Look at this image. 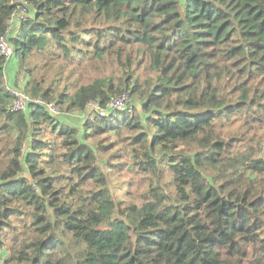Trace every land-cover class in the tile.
Listing matches in <instances>:
<instances>
[{"label": "trees", "instance_id": "trees-1", "mask_svg": "<svg viewBox=\"0 0 264 264\" xmlns=\"http://www.w3.org/2000/svg\"><path fill=\"white\" fill-rule=\"evenodd\" d=\"M4 36L57 115L0 56V264H264V0H0Z\"/></svg>", "mask_w": 264, "mask_h": 264}, {"label": "built area", "instance_id": "built-area-1", "mask_svg": "<svg viewBox=\"0 0 264 264\" xmlns=\"http://www.w3.org/2000/svg\"><path fill=\"white\" fill-rule=\"evenodd\" d=\"M27 8L23 7L21 10H19L17 13H15L10 21V26L14 25V27H19V24L22 20L25 19L27 16ZM13 29V28H12ZM0 56H2L6 60V64L12 59H14V52L11 49L7 38L1 37L0 38ZM7 91L10 93V95L13 97V106L12 109L13 111H25L30 103H34L37 105H42L45 107V109L53 114L57 115V112L54 108L53 105L51 104H43L40 100L37 101H32L29 99V97L24 93L23 90H20L18 88H14L13 85H8L7 86ZM127 101H128V96L126 94H123L121 97L117 99H112L111 102L109 103L108 107L113 108V109H125L127 107ZM92 111H99L101 114L103 113L102 110H99L98 105L95 103H90L88 105V110L86 113V117L88 119H92Z\"/></svg>", "mask_w": 264, "mask_h": 264}, {"label": "crops", "instance_id": "crops-1", "mask_svg": "<svg viewBox=\"0 0 264 264\" xmlns=\"http://www.w3.org/2000/svg\"><path fill=\"white\" fill-rule=\"evenodd\" d=\"M13 27H14V25L12 26V28ZM14 29H16V28H14ZM12 61H13V59L8 62V64L6 65V67L4 69L5 80L7 82V86L11 85V84L13 85L17 81L16 80L17 77H16V75L13 72V69L15 68L16 65H14V63H12ZM21 80H23V79H21ZM17 83L18 84H20V83L23 84V81H19Z\"/></svg>", "mask_w": 264, "mask_h": 264}, {"label": "rangeland", "instance_id": "rangeland-1", "mask_svg": "<svg viewBox=\"0 0 264 264\" xmlns=\"http://www.w3.org/2000/svg\"><path fill=\"white\" fill-rule=\"evenodd\" d=\"M14 28H17V27H13V29ZM10 30L12 31V28H10ZM13 32V31H12ZM15 59V58H14ZM13 59V61H12V63H14V65H16L15 66V68L13 69V72H14V74H15V71H16V68H17V60L15 59L14 60ZM21 79H23L22 77H20V78H17L16 80V82H15V84H13V87L14 88H18V89H20V90H23L22 88H23V85H24V83L23 84H18L17 82H19V81H23L24 82V80H21ZM129 103V99H128V101H127V104ZM138 106V105H137Z\"/></svg>", "mask_w": 264, "mask_h": 264}]
</instances>
